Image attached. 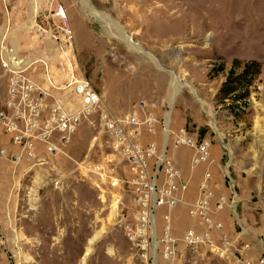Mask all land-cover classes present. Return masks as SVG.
<instances>
[{
  "label": "rangeland",
  "instance_id": "1",
  "mask_svg": "<svg viewBox=\"0 0 264 264\" xmlns=\"http://www.w3.org/2000/svg\"><path fill=\"white\" fill-rule=\"evenodd\" d=\"M83 1L95 15L82 0H0V110L8 75L1 62L13 46L15 56L34 58L23 75L37 84L48 76L63 85L76 65L99 97L56 154L30 166L0 157V264H229L244 242L241 253L255 259L257 234H264V0ZM233 59L235 73L250 60L258 72L245 102L231 109L216 93ZM68 94L58 90L57 98ZM142 110L208 143V159L192 169L190 148L170 151L188 178L172 208V235L204 229L187 213L204 197L231 254L178 244L174 257L152 262L127 239L123 226L135 205L125 185H108V175L124 176V162L107 164L105 175L91 168L110 151L100 114ZM0 144L18 150L3 134ZM203 171L210 173L207 193L197 189Z\"/></svg>",
  "mask_w": 264,
  "mask_h": 264
},
{
  "label": "built area",
  "instance_id": "2",
  "mask_svg": "<svg viewBox=\"0 0 264 264\" xmlns=\"http://www.w3.org/2000/svg\"><path fill=\"white\" fill-rule=\"evenodd\" d=\"M15 57L20 64L12 62V56L2 58L1 62L8 75L6 97L0 110V133L8 136L18 150L8 152L6 146L0 144V157L12 164L24 161L30 166L59 152L80 119L93 110L99 97L87 78L74 70L76 65L69 64V74L63 85H54L45 76L46 84L42 86L23 75L29 65L22 63L23 58ZM61 89L69 93L62 101L57 98V91ZM100 120L111 136L110 151L104 161L94 164L91 170L105 175L102 170L107 169V164H112L113 160L124 162V176L108 175V185H125L131 194L135 213L123 227L137 253L151 258L160 255L169 260L177 253L178 244L203 243L221 257L231 254L232 243L219 234L221 222L206 214L208 207L204 197H199L187 210L189 215L205 224L204 229L197 231L187 227L177 237L171 233L172 208L182 198L188 178L182 175L170 151L178 146L190 148L188 162L192 169L208 159V143L196 140L184 125L172 129L171 122L148 110L121 114L102 112ZM209 180L210 173L203 171L198 191L207 193ZM219 206L217 201L213 212ZM229 207L234 214L232 206ZM256 239L259 252L255 259L241 253L249 247V243L244 242L240 254L229 264H264V234H257Z\"/></svg>",
  "mask_w": 264,
  "mask_h": 264
},
{
  "label": "trees",
  "instance_id": "3",
  "mask_svg": "<svg viewBox=\"0 0 264 264\" xmlns=\"http://www.w3.org/2000/svg\"><path fill=\"white\" fill-rule=\"evenodd\" d=\"M233 62L234 64L227 70L225 78L216 93L219 102L229 101L227 105L231 109L239 107L245 102L249 93L248 86L253 76L258 72V64L254 60L244 62L238 73L234 72L238 63L235 59H233ZM217 68L221 70L220 66Z\"/></svg>",
  "mask_w": 264,
  "mask_h": 264
},
{
  "label": "bare ground",
  "instance_id": "4",
  "mask_svg": "<svg viewBox=\"0 0 264 264\" xmlns=\"http://www.w3.org/2000/svg\"><path fill=\"white\" fill-rule=\"evenodd\" d=\"M82 4H83V7H84V9H86L88 12H90V13H92V14H94L95 15V13L93 12L94 10H92L91 9V7H89L88 5H87V3L85 2V1H83L82 0ZM64 13V12H63ZM59 14H60V12H59ZM7 26V25H6ZM33 26H34V29L38 32V33H44L46 36H48V32L46 31V30H44V29H42L39 25H37L36 23L35 24H33ZM16 49V46H13V52H12V59H15V60H17V58L15 57V50ZM39 58H42L41 56L40 57H38V59ZM32 59H34V58H23V60H22V63L24 64V65H30L31 64V61H32ZM36 59V58H35ZM15 64H20L18 61H16V63ZM177 81V79L175 80V82ZM178 82V81H177ZM52 84H54L53 82H52ZM55 85V84H54ZM178 86V85H177ZM179 86L178 87H175V93L177 94V92L179 91ZM169 120L167 119V121L166 122H168ZM91 242V241H90ZM90 253V248L88 247L87 248V250H86V252H85V255H87V254H89ZM152 262H154V257L152 256Z\"/></svg>",
  "mask_w": 264,
  "mask_h": 264
},
{
  "label": "water",
  "instance_id": "5",
  "mask_svg": "<svg viewBox=\"0 0 264 264\" xmlns=\"http://www.w3.org/2000/svg\"><path fill=\"white\" fill-rule=\"evenodd\" d=\"M12 58H13V57H12ZM12 58H11V61H12V62H16V61H18V60L12 59Z\"/></svg>",
  "mask_w": 264,
  "mask_h": 264
}]
</instances>
